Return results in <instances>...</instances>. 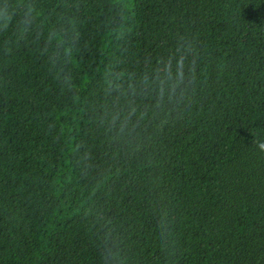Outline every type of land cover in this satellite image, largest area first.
Here are the masks:
<instances>
[{
	"label": "trees",
	"instance_id": "1",
	"mask_svg": "<svg viewBox=\"0 0 264 264\" xmlns=\"http://www.w3.org/2000/svg\"><path fill=\"white\" fill-rule=\"evenodd\" d=\"M0 264H264V0H0Z\"/></svg>",
	"mask_w": 264,
	"mask_h": 264
}]
</instances>
